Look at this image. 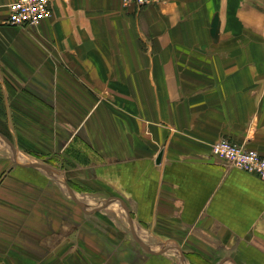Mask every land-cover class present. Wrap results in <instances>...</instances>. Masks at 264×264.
<instances>
[{"label":"crops","instance_id":"1","mask_svg":"<svg viewBox=\"0 0 264 264\" xmlns=\"http://www.w3.org/2000/svg\"><path fill=\"white\" fill-rule=\"evenodd\" d=\"M14 1L0 140L61 176L0 153V264H264V181L210 152L264 158V0H51L34 29Z\"/></svg>","mask_w":264,"mask_h":264},{"label":"built area","instance_id":"2","mask_svg":"<svg viewBox=\"0 0 264 264\" xmlns=\"http://www.w3.org/2000/svg\"><path fill=\"white\" fill-rule=\"evenodd\" d=\"M158 0H121L124 9L150 7ZM52 18L51 0H16L7 7L4 24L12 28L34 29ZM213 157L240 171L264 181V158L256 151L227 139H221L210 147Z\"/></svg>","mask_w":264,"mask_h":264},{"label":"rangeland","instance_id":"3","mask_svg":"<svg viewBox=\"0 0 264 264\" xmlns=\"http://www.w3.org/2000/svg\"><path fill=\"white\" fill-rule=\"evenodd\" d=\"M0 146H2V148H0V153L1 154L6 155V156H10L12 159H14L16 161H19V162L21 161L20 162L21 164L27 163V161L25 162L24 158L18 156V151H17V149L15 147L10 149L5 144H2V141L0 142ZM28 163H30V162H28ZM33 164H35V163H33ZM63 193H65V192L63 191ZM81 199L84 202V204L87 205V207L89 209H96L97 207L101 206L99 208V212L98 213H103V214H106V215H108V216L113 218L114 212H112L111 209H110L113 204L109 208L105 209V207H104L105 206L104 204H105L106 200H108V199H106V198L91 199V198H84V197H81ZM118 217H120V219L122 220V224L124 225V229L126 231H129L128 222H127L125 216L123 215V213L121 212V214H118ZM139 239H141L144 243H146L144 238H142L141 236L139 237ZM168 251L170 252L169 254L174 255V257L177 256V258H174V259L175 260L177 259V262H178V260H179L178 257L180 255L176 254V251H174V250L173 251L172 250H168ZM187 256L189 258V259H187L189 261V264H216L215 261L213 262V261L209 260L208 258L203 257L201 255L187 254Z\"/></svg>","mask_w":264,"mask_h":264},{"label":"water","instance_id":"4","mask_svg":"<svg viewBox=\"0 0 264 264\" xmlns=\"http://www.w3.org/2000/svg\"><path fill=\"white\" fill-rule=\"evenodd\" d=\"M7 143V142H6ZM160 157L161 155H159L157 157V160H156V163L158 164L159 163V160H160ZM14 162L18 165H23L27 168H32V169H36V170H39L45 174H47L48 176H51V177H60L61 175L49 168H46L42 165H38V164H31V163H24V164H21L19 161H16L14 160ZM68 194L70 195V197L81 207V204L77 201V199L75 198V196L73 195V193L71 192V190L68 188V186L66 184H64ZM130 219V218H129ZM133 233V232H132ZM134 238L137 240L136 236L133 234ZM138 243L141 245V247L146 251V252H150L145 246H143L139 241Z\"/></svg>","mask_w":264,"mask_h":264}]
</instances>
